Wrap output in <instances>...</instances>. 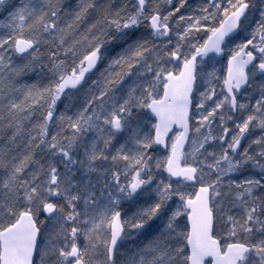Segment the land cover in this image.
<instances>
[{
  "label": "snow or ice",
  "instance_id": "1",
  "mask_svg": "<svg viewBox=\"0 0 264 264\" xmlns=\"http://www.w3.org/2000/svg\"><path fill=\"white\" fill-rule=\"evenodd\" d=\"M0 264H264V0H0Z\"/></svg>",
  "mask_w": 264,
  "mask_h": 264
}]
</instances>
